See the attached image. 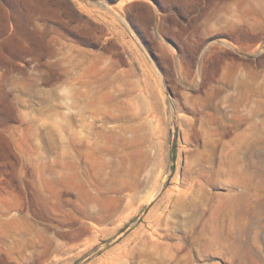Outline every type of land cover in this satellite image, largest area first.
I'll return each instance as SVG.
<instances>
[{"label":"rangeland","instance_id":"374dc122","mask_svg":"<svg viewBox=\"0 0 264 264\" xmlns=\"http://www.w3.org/2000/svg\"><path fill=\"white\" fill-rule=\"evenodd\" d=\"M0 264H264V0H0Z\"/></svg>","mask_w":264,"mask_h":264},{"label":"bare ground","instance_id":"6f19581e","mask_svg":"<svg viewBox=\"0 0 264 264\" xmlns=\"http://www.w3.org/2000/svg\"><path fill=\"white\" fill-rule=\"evenodd\" d=\"M189 193V192H188ZM184 194H187L186 192H184ZM196 198V197H195ZM192 200V199H191ZM149 202V201H148ZM190 203H191V201H189ZM187 205H189V204H187ZM174 206V205H173ZM174 210H175V208H174ZM187 210V209H186ZM170 211V210H169ZM174 212V211H173ZM175 214V213H174ZM171 217V216H170ZM186 217V216H185ZM167 219V218H166ZM187 219V218H186ZM166 221V220H165ZM182 221V220H181ZM166 225V224H165ZM162 226V225H161ZM156 229V228H155ZM149 230V229H148ZM151 236V235H150ZM152 237V236H151ZM150 237V238H151ZM157 238V237H156ZM152 240V239H151ZM146 256V255H145ZM147 257V256H146ZM149 258V257H148Z\"/></svg>","mask_w":264,"mask_h":264}]
</instances>
